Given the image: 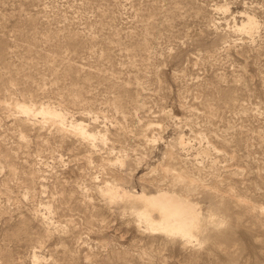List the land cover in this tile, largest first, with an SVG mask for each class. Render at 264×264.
<instances>
[{
	"label": "rangeland",
	"instance_id": "rangeland-1",
	"mask_svg": "<svg viewBox=\"0 0 264 264\" xmlns=\"http://www.w3.org/2000/svg\"><path fill=\"white\" fill-rule=\"evenodd\" d=\"M262 208L264 0H0V264H264Z\"/></svg>",
	"mask_w": 264,
	"mask_h": 264
},
{
	"label": "bare ground",
	"instance_id": "bare-ground-1",
	"mask_svg": "<svg viewBox=\"0 0 264 264\" xmlns=\"http://www.w3.org/2000/svg\"><path fill=\"white\" fill-rule=\"evenodd\" d=\"M247 20L248 23H243L242 27H240L241 30L249 31L254 27V20L250 17ZM19 108L22 111L28 113L35 111L26 104H20ZM40 112L43 114V118H49L55 122H60L58 125L60 130L68 129V125H66L62 115L59 112L57 113L56 111H53L45 106H41ZM70 127L73 131L79 132L80 136L82 135L85 139L94 137V134L87 130L83 121H78L76 123L71 122ZM141 198L145 203L144 205L146 211L143 212L144 216L147 215L145 212H147L151 206L164 209L162 213L161 228L166 232L176 231L183 235H191L199 225V215L195 208L189 202L185 201L179 196L169 193H160L155 196H141ZM262 211H264V208H262Z\"/></svg>",
	"mask_w": 264,
	"mask_h": 264
}]
</instances>
